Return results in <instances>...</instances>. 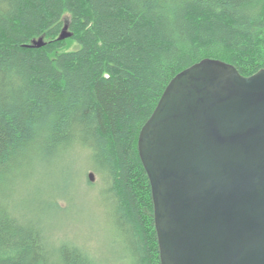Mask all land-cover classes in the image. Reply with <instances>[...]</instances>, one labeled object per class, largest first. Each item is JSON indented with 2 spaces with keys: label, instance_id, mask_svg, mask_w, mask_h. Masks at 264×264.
Returning a JSON list of instances; mask_svg holds the SVG:
<instances>
[{
  "label": "trees",
  "instance_id": "obj_1",
  "mask_svg": "<svg viewBox=\"0 0 264 264\" xmlns=\"http://www.w3.org/2000/svg\"><path fill=\"white\" fill-rule=\"evenodd\" d=\"M66 25L72 48L57 40ZM205 58L264 69V0H0V264H98L54 236L52 198L24 204L41 166L74 153L107 185L124 262L160 264L138 135L171 79Z\"/></svg>",
  "mask_w": 264,
  "mask_h": 264
},
{
  "label": "water",
  "instance_id": "obj_2",
  "mask_svg": "<svg viewBox=\"0 0 264 264\" xmlns=\"http://www.w3.org/2000/svg\"><path fill=\"white\" fill-rule=\"evenodd\" d=\"M137 149L160 264H264V69L243 76L205 58L181 71Z\"/></svg>",
  "mask_w": 264,
  "mask_h": 264
},
{
  "label": "rangeland",
  "instance_id": "obj_3",
  "mask_svg": "<svg viewBox=\"0 0 264 264\" xmlns=\"http://www.w3.org/2000/svg\"><path fill=\"white\" fill-rule=\"evenodd\" d=\"M65 27L71 33L68 26ZM71 36L64 40H58V36L57 40L66 41L68 48H72ZM39 39L44 46L49 42L44 37L33 41ZM93 166L91 156L78 158L75 153L54 159L48 168L41 166L40 181L33 191H27L24 204L35 200L42 206L52 198L57 206L50 220L55 222L54 228L59 226L52 231L57 239L77 242L98 264H126L122 249L114 243L115 232L110 233L108 229L112 204L106 197L107 185L100 174L93 171ZM90 173L92 181L88 177Z\"/></svg>",
  "mask_w": 264,
  "mask_h": 264
}]
</instances>
